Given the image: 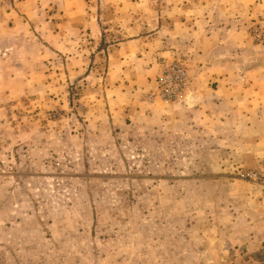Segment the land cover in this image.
<instances>
[{
    "label": "rangeland",
    "instance_id": "rangeland-1",
    "mask_svg": "<svg viewBox=\"0 0 264 264\" xmlns=\"http://www.w3.org/2000/svg\"><path fill=\"white\" fill-rule=\"evenodd\" d=\"M0 264H264V0H0Z\"/></svg>",
    "mask_w": 264,
    "mask_h": 264
},
{
    "label": "built area",
    "instance_id": "built-area-1",
    "mask_svg": "<svg viewBox=\"0 0 264 264\" xmlns=\"http://www.w3.org/2000/svg\"><path fill=\"white\" fill-rule=\"evenodd\" d=\"M187 73L176 64L163 65L157 81L158 97L166 103H179L186 90Z\"/></svg>",
    "mask_w": 264,
    "mask_h": 264
},
{
    "label": "crops",
    "instance_id": "crops-1",
    "mask_svg": "<svg viewBox=\"0 0 264 264\" xmlns=\"http://www.w3.org/2000/svg\"><path fill=\"white\" fill-rule=\"evenodd\" d=\"M159 71L160 70H158V68H157V66H155V67H153L151 70H150V76H148L149 78H148V82L150 83V86H149V92L147 93V94H150L149 96L151 97L154 93H155V90H156V86H155V80H156V76H157V73H159ZM147 94H146V96H147ZM146 101V100H145ZM149 102H151V103H154V100L152 99V97H151V99L150 100H148ZM147 102V101H146ZM196 105L198 106L199 105V100H198V98L196 99ZM196 106V107H197ZM185 109H188V107H184ZM195 109V108H194Z\"/></svg>",
    "mask_w": 264,
    "mask_h": 264
},
{
    "label": "water",
    "instance_id": "water-1",
    "mask_svg": "<svg viewBox=\"0 0 264 264\" xmlns=\"http://www.w3.org/2000/svg\"><path fill=\"white\" fill-rule=\"evenodd\" d=\"M189 106H195L196 105V98L194 96H191L189 99Z\"/></svg>",
    "mask_w": 264,
    "mask_h": 264
}]
</instances>
